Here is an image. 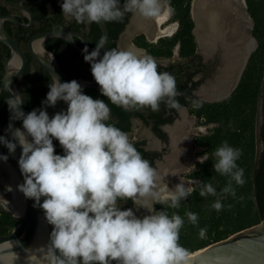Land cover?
Segmentation results:
<instances>
[{
	"label": "clouds",
	"instance_id": "obj_1",
	"mask_svg": "<svg viewBox=\"0 0 264 264\" xmlns=\"http://www.w3.org/2000/svg\"><path fill=\"white\" fill-rule=\"evenodd\" d=\"M60 7L66 19L91 25L118 22L126 13L156 18L164 0H123L122 6L121 0H62ZM105 43L101 37L91 52L87 46L82 52L100 93L111 104L153 112H159L161 104L170 109L182 107L177 97L184 93L178 90L175 76L159 71L153 56L131 47L105 49L101 55ZM48 88L42 106L28 113L21 107L24 95L14 92L6 102L10 119L22 120V128L12 130L9 124L11 139L0 135V144L10 155L18 145L22 149L18 166L23 183L17 190L34 201L33 207L43 210L52 226L46 243L24 249L23 264H192L190 251L179 243L184 218L176 212L169 214L167 208H179L194 189L182 179L169 188L166 177L180 176L179 171L162 174L127 132L109 123V103L85 94L77 80L61 82L53 74ZM59 101L67 105L66 110L50 117L47 107ZM54 140L63 155L55 152ZM212 155L215 173L229 179L220 193L212 183H202L199 195L235 196L233 182L245 183L244 169L237 163L242 149L224 141ZM8 158L0 154V161ZM7 190L12 191L11 186ZM127 200L147 214L137 216L133 208L122 209L121 203ZM157 204L166 207L158 210ZM211 207L221 210V199ZM185 215L190 223H198L197 213L186 211ZM206 232L200 228V237ZM17 243L0 242V264H18L20 254L13 251Z\"/></svg>",
	"mask_w": 264,
	"mask_h": 264
},
{
	"label": "trees",
	"instance_id": "obj_2",
	"mask_svg": "<svg viewBox=\"0 0 264 264\" xmlns=\"http://www.w3.org/2000/svg\"><path fill=\"white\" fill-rule=\"evenodd\" d=\"M54 1L55 14L52 17L55 21H62V0ZM170 6V21L177 22L178 26L171 35L160 37L156 42H149L143 34L136 37L135 42L139 47H143L149 54L156 57H171L173 50L178 46V53L181 57L192 55L195 52L196 44L193 35L194 20L191 16L192 0H167ZM246 9L253 20L252 33L257 40V46L251 53L241 77L233 89L226 97L217 101H197L192 108V112L202 120L198 123L212 126L208 132L200 133L196 136L195 143L199 148L197 153L205 156L204 163L196 162L190 177L195 179L192 185L194 191L182 200L179 208H167L169 214L176 212L184 218V225L180 229L179 243L187 248L190 253L195 252L205 246L224 239L229 235L258 224L264 220V0H245ZM42 6L38 7L37 13L43 15ZM1 11H5L2 7ZM43 24H39L33 31L25 28L6 29L22 47H25L29 35L33 32L49 30L48 20L45 18ZM75 20L71 22L73 28L78 29ZM61 27V24H58ZM106 49L116 46L115 39L123 27L122 22H107ZM25 31H28L27 35ZM91 46H96L100 38V28L94 25L91 29ZM45 47L54 52L63 73V81H68L79 73L75 68H71L70 58L67 52L72 47L60 37H49L44 43ZM10 50L7 45L0 42V76L3 71L4 62L9 56ZM26 64L17 79L20 93L24 95L22 109L25 113L33 109L40 108L41 102L46 98L49 91L48 84L51 76L41 66H36L37 75L30 77L29 70L32 57L25 51ZM197 84L193 82L191 86L181 81L178 89L184 95L177 99L183 103H189L192 98H186L191 89ZM85 94L93 98L107 100L99 88L82 86ZM113 105V104H112ZM118 110L119 107L113 105ZM67 108V107H66ZM165 108L161 104L160 111L155 112L154 117H160ZM66 110V109H65ZM261 110L262 121L258 123L259 111ZM7 112L6 98L3 91H0V128L2 127ZM1 135V130H0ZM224 141L233 147L242 149V156L237 161L244 169L245 183L236 185L235 196L224 194L219 197L199 195L202 183H212L217 189V193L226 185L228 177L215 173L213 164L215 161L212 153ZM55 152L61 146L57 140L53 141ZM261 143V146H260ZM63 155V153L61 154ZM220 198L223 204L221 210L217 211L211 207L212 203ZM130 202V200H127ZM158 210L166 205L155 206ZM186 211L198 214V223L192 224L185 215ZM18 223L0 209V235L9 233ZM200 228H206L207 232L203 238L199 235Z\"/></svg>",
	"mask_w": 264,
	"mask_h": 264
},
{
	"label": "flooded vegetation",
	"instance_id": "obj_3",
	"mask_svg": "<svg viewBox=\"0 0 264 264\" xmlns=\"http://www.w3.org/2000/svg\"><path fill=\"white\" fill-rule=\"evenodd\" d=\"M55 1L59 2L60 0ZM19 3H21L23 7L31 14L32 21L30 25L28 27H21L29 30L30 32L38 27L39 24H43V20H45L46 18L49 22L48 25L50 24L49 30L57 28H68L75 30L80 33L89 44V40H92V27H94V25H97L99 27L97 23H92L91 25L79 23L78 29L73 28L71 25V22L73 20L66 19L63 15L61 22L55 21L52 18L55 14V4L53 0H0V15L13 14L19 21L29 23L28 13L20 8ZM121 3H123V0H121ZM40 6H42L43 8L42 16H39L37 13L38 7ZM2 7L5 8V11H1ZM164 8L166 9L167 15L161 22H156L157 18L145 19L138 13H126L123 19L119 21L123 23V27L115 39V47H131L141 54H149L145 48L136 45V37H138L140 34H143L146 40H148L149 42H156L162 36L171 35L178 26L177 22L169 20L170 6L167 0H164ZM168 22L176 23L174 29L171 32L167 31V29L165 28H161V26ZM58 24H61L62 26L59 27ZM3 25L4 27L7 26L13 29H16V27H20L10 20H4ZM37 32H33L29 35L28 31H25V33L29 35V37ZM193 35L196 49L192 55L181 57L178 53V46H176L171 57L165 58L153 56L158 62L159 71H167L175 76L177 81V88L180 81L186 84V86H191L193 82H197V84L191 89L189 95L186 96L187 99L194 97L189 101V103L180 102L182 107L179 109H170L165 107L161 116L156 118L153 115L155 112L151 111V109L149 108L125 110L123 107H119V109L116 110L110 101H105L109 103V106L111 108V119L109 123H114L117 127L127 132L130 140L135 144V147L142 153V155L146 159L152 161L154 166H157L162 174L165 171H179L180 176H173L169 174L166 177L168 187L170 188H172L173 185L175 186L176 184L181 183V179L184 180V183L186 184L185 186L192 187L195 179L191 178L189 175L194 170L196 162L202 160L198 158V147L195 143L196 136L200 133L194 132L195 128H200V126L202 125L198 123V121L202 120V118L198 119V117L192 112V108L195 105L193 101L211 102L220 100H209V97H211L210 95L212 93L214 94L217 89L227 88L228 85L231 84L232 80H234L232 79L234 73L237 72L236 66H233V68L235 67L233 70L231 69L226 72L225 63H227V61H225L221 50L217 47L215 49H205V46L202 45L201 47L197 42L194 33ZM74 40L79 46H82V42L79 38L74 37ZM128 40L130 44H126ZM20 46L25 53V51H27L26 44L25 47H22V45ZM105 49L106 44L103 51L101 52V55L103 54ZM83 56V54L79 53L73 48L72 50L67 52V57H69L71 61V68H75L76 70H78L77 72L79 74L77 76H87L93 78L91 74L90 64L85 62ZM247 62L248 60L246 61L243 70L245 69ZM36 66L39 65L33 60L29 70L30 77H34L37 75ZM223 73H225V75ZM20 75L18 78H20ZM222 75H224V77H222ZM196 76H198L199 78L194 80L193 77ZM261 121L262 114L260 110L258 123H261ZM180 143L181 149L177 147ZM58 151H61L60 154H62V147ZM203 157L205 158V156ZM120 206L122 209L133 208V203L131 200L130 202L125 201L122 202ZM133 210L137 216H143L147 214L146 210L142 208H133ZM262 229H264V224L262 225Z\"/></svg>",
	"mask_w": 264,
	"mask_h": 264
},
{
	"label": "water",
	"instance_id": "obj_4",
	"mask_svg": "<svg viewBox=\"0 0 264 264\" xmlns=\"http://www.w3.org/2000/svg\"><path fill=\"white\" fill-rule=\"evenodd\" d=\"M193 1L194 0H192L191 3V15ZM242 1L243 4L238 3L239 12L236 15V18L238 20H241L242 16L243 18H245L246 23L248 24L247 26H249L246 28L248 38L250 39L252 44L250 48H248V50L241 54L242 56L240 57L238 68H236L237 72L234 73V76L232 78L234 80H232L231 84L228 85L227 88L217 89L214 94L212 93L210 95L211 97H209V100L222 99L230 94V92L237 85V82L240 78L245 63L248 60V57L257 46V41L251 33L253 20L246 10L245 1ZM122 5L123 3H121V6ZM19 6L22 10L28 13L29 23L19 21L13 14L0 15V42L7 45L10 50L9 56L4 62L3 71L0 76V91H3L6 101L14 92L20 93L16 80L25 67L26 56L21 46L15 41V39L4 27L3 21L10 20L20 27H28L32 21L30 12L27 11L21 3H19ZM193 20V33L196 36L197 42L201 46L200 40L198 39L197 25L194 18ZM97 24L99 25L101 30L100 38L104 37L106 40L107 29L105 23L101 22ZM52 36L64 39L73 49L81 54H83L82 49L85 46H87L89 52H91L95 48V46H90L80 33L68 28L44 30L34 33L28 38L26 47L32 59L39 66L48 71L51 77L53 74H56L61 82H64L62 71L54 52L48 50L44 45V41ZM74 37H77L81 40L82 46H79L76 43ZM36 43H38L39 47H41L40 51L35 49ZM103 49L104 48L101 49V52L103 51ZM235 55L236 54L233 53L232 57H230L231 60L229 61V63H225L226 72L231 69L233 70V65H237L234 60L238 57ZM223 74L225 75V73ZM224 75H222V77H224ZM73 79L77 80L82 86L100 88L94 78L87 76H76L68 81H71ZM6 105V118L0 130L1 135L5 136L7 139H11V133L10 131H7L9 128V124H12V130H14L15 128H22V120L10 119V117L12 116V112L9 110L7 102ZM66 107L67 105L63 101H59L55 105V107H47V112L51 117L55 113L65 110ZM124 109L138 110L139 108ZM21 151L22 149L18 145L15 154L10 155L8 153V149L4 145L0 144V154L9 156L7 162L0 161V196L3 197L0 198V209L12 218L18 220V223L12 228L9 233L0 235V242H4L6 240L18 242L15 245L13 251H16L20 255L24 253V249L30 247L39 227H43L47 241L52 231V226L49 225L44 219L43 210L38 207H33L34 201L25 198L21 192L16 190L15 187L10 184L9 175L12 173L16 174V177L18 178V184L23 183V176L18 166V159L21 155ZM56 153L60 154L61 151H58ZM9 186H11L12 191L7 190ZM14 191L17 195V198L14 195ZM42 221L44 222V225H41ZM263 224L264 222H260L248 228L237 231L224 239L215 241L205 246L204 248H201V251H199L197 254L191 255L192 264H225V262L226 264H264V229H262Z\"/></svg>",
	"mask_w": 264,
	"mask_h": 264
},
{
	"label": "bare ground",
	"instance_id": "obj_5",
	"mask_svg": "<svg viewBox=\"0 0 264 264\" xmlns=\"http://www.w3.org/2000/svg\"><path fill=\"white\" fill-rule=\"evenodd\" d=\"M238 3L243 4V1L242 0H194L192 4V15L197 25L198 39L200 40L201 45L205 46V49H210V48L215 49L216 47L219 48L227 63L231 60L230 57H232V54L235 53L236 54L235 56L238 57L234 60L237 64L236 68H238L240 57L242 56L241 54H243L246 50H248V48H250L252 44V42L248 38L246 28L249 26H247L248 24L246 23L245 18H243V16L241 20H238L236 18V15L239 12ZM166 15L167 12L166 9L164 8L161 15L156 17L157 18L156 22H161ZM35 49L40 51L41 47H39L38 43L35 44ZM177 147L181 149V143ZM9 176H10V184L13 185L17 190L18 178L16 177V174L12 173ZM14 195L17 198L15 191H14ZM41 225H44L43 221ZM46 242L47 240L45 237V233L43 227L41 226L38 228L37 233L30 247L38 246ZM199 251H201V249L192 252L190 254L194 255L197 254ZM24 255L25 252L22 255H20L21 260L18 262V264H23Z\"/></svg>",
	"mask_w": 264,
	"mask_h": 264
},
{
	"label": "rangeland",
	"instance_id": "obj_6",
	"mask_svg": "<svg viewBox=\"0 0 264 264\" xmlns=\"http://www.w3.org/2000/svg\"><path fill=\"white\" fill-rule=\"evenodd\" d=\"M165 25V26H164ZM163 26H161L162 29H167V31H172L174 29V26L176 25L175 22H168L166 24H164ZM126 44H130L129 40L126 42ZM212 126V124H209V125H201L200 128H195L194 129V132L195 133H206L208 132L209 128ZM199 149V148H198ZM198 158L199 159H203V155H198ZM264 222V220L262 221ZM261 222V223H262Z\"/></svg>",
	"mask_w": 264,
	"mask_h": 264
}]
</instances>
